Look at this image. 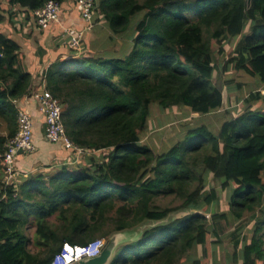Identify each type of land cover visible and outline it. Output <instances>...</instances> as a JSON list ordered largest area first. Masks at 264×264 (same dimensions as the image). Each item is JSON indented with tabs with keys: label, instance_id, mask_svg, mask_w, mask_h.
Wrapping results in <instances>:
<instances>
[{
	"label": "trees",
	"instance_id": "16d2710c",
	"mask_svg": "<svg viewBox=\"0 0 264 264\" xmlns=\"http://www.w3.org/2000/svg\"><path fill=\"white\" fill-rule=\"evenodd\" d=\"M47 1L6 0L31 17ZM54 1L65 6L67 0ZM95 8L116 37L128 32L132 18L143 17L127 54L77 57L66 43L44 73L46 89L64 108L67 137L85 150L81 168L60 163L7 181L5 145L18 132L17 102L30 97L33 77L19 44L0 32V264H51L66 244L107 240L181 208L192 212L122 245L110 264H210L211 226L245 213L253 226L236 242L234 263L264 264V93L253 92L248 107L217 134L202 125L159 153L141 144L154 103L201 115L224 107L213 84L218 67L211 40L221 56L223 44L230 45L224 69L264 84V0H98ZM7 10L0 5V25ZM66 156L74 162L71 151ZM211 179L231 189L228 213L210 214L218 200L208 190ZM31 224L41 248L36 253L29 250ZM197 248L201 257L193 259Z\"/></svg>",
	"mask_w": 264,
	"mask_h": 264
},
{
	"label": "rangeland",
	"instance_id": "374dc122",
	"mask_svg": "<svg viewBox=\"0 0 264 264\" xmlns=\"http://www.w3.org/2000/svg\"><path fill=\"white\" fill-rule=\"evenodd\" d=\"M66 2L67 4H70L71 8L72 6L75 7V0H67ZM0 5L3 7H8V12L6 13L7 21L5 24L0 25L1 32L11 29L10 33L15 37L17 36V33H19V29H17V27L21 26V24L25 25L24 29H27V33L32 31L31 29H37L33 18L29 14L22 12L19 7L8 6L6 0H2ZM97 5L98 0H95V7ZM142 17L143 14L132 18L130 28L125 35L118 37L112 35L113 38L110 37L103 45H100V42L97 43V45L86 42L85 40L87 32H85L83 48L80 51L71 50L72 54L77 57L90 54L102 55L104 53L113 55L127 54L128 49L132 46L131 37L134 35L135 25L142 19ZM8 24L10 26H8ZM21 34L24 36L23 32ZM205 36L207 38L209 37L207 33ZM18 37L15 38L19 40L20 38ZM236 41L237 40L231 42V45ZM211 46L215 57L214 62L218 67L213 79V84L223 92L224 107L207 115H201L193 113L189 108L179 106L173 107L169 110H164L158 105V103H154L151 106V113L148 118L147 128L141 137L142 145L150 147L156 153L163 152L183 140L188 130L200 127L202 125L207 126L212 132L217 134L220 131L223 123L236 117L248 107L247 101L253 92L261 91L264 93V84L257 78H252L244 72L237 71L232 66H228L227 69H224L225 63L229 58L226 53L229 49L228 47L230 46L228 41L223 44V48L225 50L224 55L222 56L219 54V49L221 46L217 44L215 40H211ZM251 106L256 107L255 104H251ZM52 152L56 153L55 151ZM36 153L39 152L37 151ZM36 153L33 156L29 155L30 157H27L26 159H28L27 162L30 163L35 160V162L32 164L35 163L38 169L34 170V165L28 166L27 171L29 172L27 174L50 172L45 171V169L52 165H59L63 162L56 159H54L53 162L51 160H38L39 156ZM82 165H87L84 161V158L81 160L80 165L78 164L76 166L81 168ZM31 170L34 171L31 172ZM24 175L26 174L24 173ZM16 178L19 179V173H17L13 180L17 181ZM221 184V180L211 179L209 182L208 190L215 189L218 195V200L211 206L210 214L212 215H221L228 213L229 211L228 201L231 194V189L229 188L227 190H222ZM170 203L171 199L163 201V204ZM188 214H191L190 211H186L181 208L172 211L170 217L172 219H181ZM51 221L54 223L57 222L55 218L51 219ZM252 226V214L248 213H245L244 217L239 221L236 220L234 216L230 215L228 219H219L215 223V226H211L210 231L213 239L216 242L213 247V257L210 260V264H235L234 253H240L241 249V246H239L237 250L235 249L236 242H244V239L251 235ZM30 227L31 228L28 229L27 232L30 238L29 250L33 253H36L40 251L41 248L39 245H37L33 224H31ZM121 246H119L117 249H119ZM202 251L203 250L201 248L194 249L192 252H190L191 258L199 259L201 257Z\"/></svg>",
	"mask_w": 264,
	"mask_h": 264
},
{
	"label": "built area",
	"instance_id": "2783aa9c",
	"mask_svg": "<svg viewBox=\"0 0 264 264\" xmlns=\"http://www.w3.org/2000/svg\"><path fill=\"white\" fill-rule=\"evenodd\" d=\"M81 18L87 24V30L94 25L96 15L95 0H76ZM63 6L61 3L49 0L46 4L33 13V17L40 30H48L54 23H59L61 35L67 37L69 47L72 51H80L84 45L85 30L79 31L73 27L63 26L61 23ZM40 110L45 119V139L51 144L59 145L64 151H71L74 156V166L80 165L85 156V150L74 145L67 137L63 124V106L55 98L45 85L33 90L29 97ZM18 132L5 145V174L7 181L11 182L17 175V161L19 154L30 155L36 152L37 146L34 141V118L26 108H19L17 115ZM105 239H97L87 246L64 245L63 250L56 255L51 264H74L84 258L98 256L104 246Z\"/></svg>",
	"mask_w": 264,
	"mask_h": 264
},
{
	"label": "crops",
	"instance_id": "0c3cea01",
	"mask_svg": "<svg viewBox=\"0 0 264 264\" xmlns=\"http://www.w3.org/2000/svg\"><path fill=\"white\" fill-rule=\"evenodd\" d=\"M64 5L65 6H63L61 15L62 25L66 27H73L79 31L84 30L85 27H87V24L85 23V21L82 20L77 5H75V7L72 6V8L70 4H67V2H65ZM19 9L27 14L25 9H22L20 7ZM32 18L36 24L34 17ZM94 18L95 19L93 27L89 30H87V28L85 29V32H87L85 41L92 43L93 45H97V43L100 42V45H103L110 37H112V33L108 29L106 22L103 21L100 16L95 15ZM8 26L10 25L8 24ZM24 27V24H21V26L17 27V29H19V33H17V36L15 37L19 36V40L15 38L13 34L10 33L11 29L6 30L3 33L6 34L8 37L12 38L15 42H17L21 48V51L24 52L26 56V69L33 77V84L31 89L33 91L37 90L38 87H40L41 85H45L46 87L44 73L54 62L53 57L56 56L59 51H62L63 47L66 45V43H68V39L67 37H63L61 35V27L59 26V23L52 24L49 29L45 31L40 30L37 26L36 30L31 29L32 31H30L29 33H27L28 31H26L27 29H24ZM21 31L23 32L24 36L21 34ZM17 107L18 109L26 108L33 115L34 141L37 146L36 152H39L35 153L39 156L38 160H51L53 162V160L56 159L61 162L63 161L62 165H72L73 161L68 162L69 159L66 156V151H64L59 145L51 144L46 141L45 119L40 110V107L35 104L29 97L18 101ZM52 151H55L56 153H53ZM34 154L30 155L33 156ZM27 157L30 156L26 155L22 156V158L18 157L16 166L17 172L19 173V178L24 175V173L28 175V166L34 165V170L38 169L35 163L32 164L33 162H35V160H33L32 163L27 162ZM59 165H52L46 168L45 171H54L59 168ZM77 168L78 167L75 165L74 169ZM34 170H31V172H33ZM16 179L18 180V178Z\"/></svg>",
	"mask_w": 264,
	"mask_h": 264
},
{
	"label": "water",
	"instance_id": "95a60500",
	"mask_svg": "<svg viewBox=\"0 0 264 264\" xmlns=\"http://www.w3.org/2000/svg\"><path fill=\"white\" fill-rule=\"evenodd\" d=\"M184 210L190 211V213L192 212L190 209ZM170 216L171 213L163 220H144L133 228L114 232L108 237L102 252L98 256L92 258H84L74 264H110L119 246L138 241L145 231L155 226L171 222L174 219H172Z\"/></svg>",
	"mask_w": 264,
	"mask_h": 264
}]
</instances>
